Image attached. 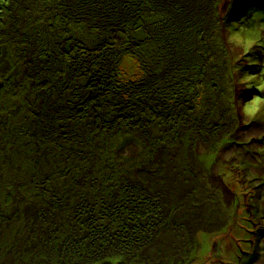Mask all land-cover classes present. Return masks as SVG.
I'll return each mask as SVG.
<instances>
[{
    "label": "rangeland",
    "instance_id": "1",
    "mask_svg": "<svg viewBox=\"0 0 264 264\" xmlns=\"http://www.w3.org/2000/svg\"><path fill=\"white\" fill-rule=\"evenodd\" d=\"M56 1L0 0V202L5 195L10 197L12 187L23 190L32 179L46 191L42 198L30 200L16 192L14 202L7 201L13 203L11 209L6 201L0 205L4 207L0 209V264H264V116L250 120L243 114L244 104L255 95L264 97V91L255 87L258 80L248 82L252 87L241 82L264 70V8L257 6L264 0H166L164 14L154 12L160 0L143 4L116 0L122 6L133 7V2L141 3V10L150 8V16L136 20L143 31L134 26L133 34L141 39L154 28L155 42L159 38L162 48L179 46L180 56L187 43L188 49L195 50L190 58L197 72L186 71L185 77L197 80L203 72L211 80L202 79L206 81L203 91L192 85L188 94L180 93L173 104L160 108V119L151 125L152 133L162 139L150 134L141 138L136 128L130 129L135 124H142L144 133L148 129L151 117L146 105L139 118L146 122L123 117L115 158L125 179L112 172L105 183L104 172L99 176L98 170L109 162L100 164V158L93 168L86 159L66 157L68 151L54 147L57 140L40 137L42 123L37 126L46 104H51L52 113L70 106L68 99L75 106L83 104L77 95L82 90L65 85V73H57L58 79L50 74L53 68L47 65L54 52L61 59L66 53L57 51L59 43L51 51L47 42L54 25L60 36L69 32L86 38L90 14L70 13L62 6L58 10L53 6ZM116 2L108 0L111 6ZM192 3L201 8V19L190 17ZM182 12L190 18H179ZM29 15L36 24L35 44L42 41L40 52L33 53L30 41L21 35L26 34L23 24L28 28ZM7 24L13 32H7ZM44 28L54 32L45 34ZM241 28L259 33V43L248 53L229 39ZM172 29L177 32L171 33ZM120 35L123 38V34L116 36ZM116 40L119 46L125 44L120 37ZM159 48L151 55L160 53ZM75 50L84 58L90 53L85 46ZM90 76L76 73L75 83L85 84ZM173 79L162 84L163 94L174 82L186 83L182 77ZM134 113L138 114L129 115ZM114 114L105 117L112 120ZM87 139L90 147L98 148L100 139L89 134ZM76 165L81 172L78 183L72 181ZM112 182H118L114 190L108 187ZM100 184L107 189H100ZM57 196L63 197L62 205L53 201ZM54 228L69 239L57 245L58 252L53 251L57 239L48 232Z\"/></svg>",
    "mask_w": 264,
    "mask_h": 264
},
{
    "label": "trees",
    "instance_id": "2",
    "mask_svg": "<svg viewBox=\"0 0 264 264\" xmlns=\"http://www.w3.org/2000/svg\"><path fill=\"white\" fill-rule=\"evenodd\" d=\"M121 1L124 4H127L132 0ZM138 1H140L142 4L146 2V0ZM192 1L193 0H191V2ZM97 2L104 3V5L102 6L99 4L97 6V4H94ZM141 3L134 4L132 2L131 6L133 7H130L129 4L127 6H122L120 5V3H117L116 8V5L111 6V4H108V0H67L64 3L61 0H57L53 4V6L54 8H58V10H60V7L62 6L65 11L69 9L70 13H72L73 11L74 13H83L87 15L90 14V22L87 20L86 23L88 36L83 39L79 38V34H77V36H74L72 34H69L68 32V35L64 37L63 34L60 36L61 33L56 32V25H54L55 32L52 28H44L45 34L52 31L54 32L51 35L52 38L49 39V42H47L48 45H52L51 51L53 47L55 51V45L59 43L57 51L66 53L64 54V59H61L59 56H56V53L54 52V56L52 57L51 61L48 62L50 63V65H47V67L51 66L53 68V73L50 74H56V77L58 79V74L65 73L67 77L65 85H70L74 90L77 91L82 90L78 91L77 95L80 97L78 101L83 104H77V106H75L73 102L68 99L70 106L63 110L59 109L58 112L55 109L53 113L48 111V107L51 104H48V106L46 104L44 106L45 111L43 112L41 109V112L45 114L44 118L43 115L41 121H38L37 118V126L38 123H42L43 127V130L41 132V134L43 135H40V137H52L51 141L57 140V142L54 144V147L57 148V151L60 150V152L62 153L68 151L66 157L70 154V157L73 156L71 159L74 160L75 157L76 160L83 161L86 159L87 162H89L90 164L92 163L91 166L93 168L96 167V165L99 163L100 158V164H102L103 162H109L110 164L107 163V167L105 169L99 167V176L102 175L101 172H104V175H106L101 176L102 183H105V179H107L108 176L109 178L112 177V172L114 174L119 173L120 178H122V180L125 179L123 178V174L125 171L120 170L117 158H115V151L119 146H117L116 142L118 141L121 134L118 124L120 120L122 122L123 117H132V120L134 121L137 119L141 120L139 119L143 112V109L141 108L143 106L145 107L146 105V110L151 117L150 126L145 131V133L142 130V124L140 125V127L137 124H135L134 126L130 125V129L132 128L135 131L136 128L141 138L148 137V135L150 134V136L152 137L156 136L158 137V139H162L157 134L152 133L151 125L154 123V120L160 119V115H158L160 112V108L167 102L173 104L174 99H176L174 97H178L177 95H180V93L188 94L189 88H192V85L193 87L198 88L200 92L203 91V88H205L204 86H206L205 82L211 80L208 77V74H205L203 72H199L200 74L197 75V77L203 75V77H200L201 79L198 78L197 80H195L191 78L192 81H190L188 77H185L184 74H187L186 71L188 72L192 70L197 72L196 68L194 69L195 66H192L195 60L194 58H190L191 55L193 56L195 50L188 49L187 43L183 44L185 46L183 47V50H185V52L183 56H180V54H182L183 52L181 53L179 46H176L177 48H173L175 45L171 46L170 48H162V45L157 44L159 38L156 39L157 42H155V39L153 38L156 35V33L154 34V28H152V31L141 39L133 34L132 30L134 29V26L139 25L138 27L141 31H143L142 23H139L136 20L142 19L143 21L148 16H150V8L141 10ZM158 3V9L154 8V12H158L159 10V13L164 14L162 13V5H164L163 1L160 0ZM195 4H193V6H197ZM82 6L83 8H79ZM193 6L189 5V14L194 13V11L191 10ZM27 18H29L30 21L28 25L29 30L23 24L24 29H26V34L21 35L26 37L28 41H30L28 48H30L33 53L34 51L40 52V48H42V41L40 40V42H37L35 44L34 28L36 24L33 25L32 22L34 17L32 15L30 17L29 15V17ZM60 20L62 21L63 18L56 21V23L59 25L61 22ZM21 22L23 23L24 19H22ZM13 29L14 28L8 27L7 24L6 30L8 33L9 30L10 32H13ZM172 32H177V30L172 29L171 33ZM143 33L146 34V31H144ZM117 34H123V38L121 37V35L116 36ZM165 35L169 36V33H166ZM117 37L124 39L123 43L125 44H123V46H119L120 43L116 40ZM74 38L76 39L74 40ZM164 39L165 38H163L162 40L164 41ZM165 45H167V43ZM165 45L163 44V46ZM82 46H85L86 49L88 48V52H90L87 58H84L85 55L83 56L81 53L75 54V48H82ZM111 46H114L116 48L110 51L108 49ZM118 46L121 47V49H119ZM135 46L137 47L133 49L132 47ZM159 46L161 48H159L157 52L160 53H155L156 56L151 55L150 52H152L153 54L154 48H158ZM177 61H179V64H177ZM214 61L215 62L213 65L216 64L217 59L215 58ZM189 62L191 63L189 64ZM35 64L38 65L37 62H35ZM218 66L223 67L222 64ZM80 72L91 74L90 78L87 79V82L85 81V84H82L80 82L75 83V74ZM173 77L179 81V78L182 77V80L186 83H192L189 85H186L185 83L183 85V83L181 82H174L171 90L168 93L163 94L164 91L162 84L167 80L173 82L175 80L173 79ZM202 79L206 81L204 82ZM63 82V80H59L58 84L63 85ZM198 82L200 83V85ZM101 83H107L108 87L107 85L101 86ZM202 83L204 84L202 85ZM69 98L72 97L70 96ZM111 112L116 113L113 115V119L111 120L110 117L109 119H106L105 115H108V113L110 115ZM132 112H138V114L134 113L133 116H130L129 114H131ZM142 120H144V122L147 121L145 119ZM110 130L111 132L108 136H103V133L109 132ZM113 130L115 132H112ZM85 131H87V133ZM88 134L92 139H100L97 149L92 146L90 147L89 140L87 139ZM36 141L38 146H42V149L43 145L38 140V138H36ZM58 141L59 146L57 144ZM94 141L96 140L92 141L93 144L95 143ZM70 157H68L67 159H69ZM95 158L97 159L96 163L94 162ZM76 169V172L71 169V172H73L72 181H77L76 183H78V176H81V172L77 168V165ZM82 169L85 170V167H83ZM65 174V171L61 172L60 177H63ZM28 183L30 185L28 184L27 187V183L24 184L25 187L23 190L19 189L18 186V189H14L12 187V191H9L10 197L5 195L6 198L5 200H3L8 203L7 205L10 207V209L13 207V203L9 202H14V199L18 197V194H16L17 196L14 195L16 192H19L20 195H22L23 192L25 200L42 198L40 195H43L46 192L42 191V185H40L38 181H33L32 179ZM117 183L118 182H112L108 187L112 186V189L114 190L115 188H117L115 186V184ZM100 185V189L106 188L102 184ZM5 189L7 188H1V190ZM14 190L17 191L14 192ZM5 192L6 190L4 191V193ZM108 193L109 196H111V192L108 191ZM117 194L121 195L122 193L117 192ZM50 195L51 194H49L48 196ZM62 198L63 197L61 196H57L55 197V199H52L53 201L55 200L56 202H58L57 204L61 203L59 205H62L64 203ZM123 199L126 201V198ZM4 201L0 202V205L5 204ZM2 208L0 207V209ZM116 223L118 222L116 221ZM113 225L115 227L120 226L119 224V226H117L115 222ZM48 232L52 233L53 236L57 239L56 249H54L53 251L58 252L57 245L59 246L62 241L64 243H67L69 240L65 236L66 233H63V231H60L57 228H54L53 231L52 229H50Z\"/></svg>",
    "mask_w": 264,
    "mask_h": 264
},
{
    "label": "clouds",
    "instance_id": "3",
    "mask_svg": "<svg viewBox=\"0 0 264 264\" xmlns=\"http://www.w3.org/2000/svg\"><path fill=\"white\" fill-rule=\"evenodd\" d=\"M229 39L232 44L241 48L244 53H248L253 45H257L259 43V33L251 29L246 31L241 28L240 30L235 31ZM255 80H258L255 87L260 91H264V70L261 71L260 76L248 75L245 76L241 82L246 84L248 87H252L253 85L248 82ZM243 114L250 120L255 119L258 114L264 116V97H261L260 95L253 96L244 104Z\"/></svg>",
    "mask_w": 264,
    "mask_h": 264
},
{
    "label": "bare ground",
    "instance_id": "4",
    "mask_svg": "<svg viewBox=\"0 0 264 264\" xmlns=\"http://www.w3.org/2000/svg\"><path fill=\"white\" fill-rule=\"evenodd\" d=\"M161 1H163V3H164V5L166 4V0H161ZM175 1V0H174ZM263 1V0H262ZM168 5H171L169 2H167V6ZM257 6L258 7H262V8H264V1L263 2H260V3H257ZM255 7V6H254ZM191 10L192 11H194V13H192V15L193 16H190V17H192V19H196V18H202V16L201 15H199L200 13H201V10H200V8H198L197 6H193L192 8H191ZM177 13H179V12H177ZM191 14V13H190ZM189 14V15H190ZM180 16H178L179 18L182 16L183 18H186V19H189L188 17H186V15L184 14V12H182L181 14H179ZM178 17H177V19H178ZM205 20H207V19H205ZM179 21V20H178ZM196 22H198L199 23V21H196Z\"/></svg>",
    "mask_w": 264,
    "mask_h": 264
}]
</instances>
